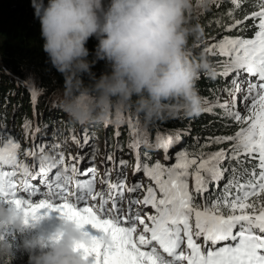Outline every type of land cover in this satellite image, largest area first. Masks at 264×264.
<instances>
[{"label":"trees","instance_id":"obj_1","mask_svg":"<svg viewBox=\"0 0 264 264\" xmlns=\"http://www.w3.org/2000/svg\"><path fill=\"white\" fill-rule=\"evenodd\" d=\"M94 1L100 3L99 9L92 8ZM192 4L178 0L170 12L169 3L163 2L159 8L167 9L138 19L139 15L130 16L110 0H0V149L13 148L17 154L8 162L0 159V177L6 169L17 181L12 184V197L0 195V202L27 194L29 207L69 201L71 206L82 205L77 192L92 182L78 172L77 165L68 164L70 157L79 154L83 168L94 159L93 149L83 151L64 144L68 136H81L89 144L99 132L95 137L102 143L104 160L120 156L129 169L148 168L156 160L143 138L181 139L184 153L192 159L205 158L221 148L224 172L217 194H212L216 196L191 186L182 207H207L216 213L209 207L226 209L225 205L243 199L246 205L233 219L240 228L237 260L246 261L250 251L242 252L240 246L248 236L255 240L252 244L264 236V225L258 227L252 218L255 211L264 209V136L254 132L232 139L241 124L229 114L240 112L245 105L228 103L233 85L223 75L234 56L256 40L259 62L264 63V15L260 10L264 0H209L201 9ZM59 110L76 118L67 119ZM127 117L132 120L126 122ZM43 125H47L45 136L54 129V140L41 147L36 128ZM18 132L23 142L13 147L11 135ZM31 134L41 151L38 160L26 156L32 150ZM52 151L60 170L51 167L49 176L41 174L39 163L51 164ZM94 156L99 160V153ZM65 175L76 177V182L67 176L64 179ZM130 179L126 177L127 182ZM135 180V189L146 186L140 197H156L154 207H161V192L155 191L152 180H145L142 187ZM31 188L43 196L35 197ZM109 202L118 206L111 191L102 207H110ZM244 214L248 215L245 221L241 219ZM0 264L49 263L28 246H0Z\"/></svg>","mask_w":264,"mask_h":264},{"label":"rangeland","instance_id":"obj_2","mask_svg":"<svg viewBox=\"0 0 264 264\" xmlns=\"http://www.w3.org/2000/svg\"><path fill=\"white\" fill-rule=\"evenodd\" d=\"M111 2H116L119 5L122 6L123 12H126L130 14V16L135 17L136 15L139 18H145V16H150L152 12L155 11V13H159L160 11H164L167 9L165 6L160 9L159 5L164 3H169V10L172 12L174 8L176 7L178 0H110ZM189 3L193 6L194 5L201 9V5H204L209 0H188ZM192 1V2H191ZM234 1H242V0H232ZM100 3L97 1H94L92 4V8L99 9ZM111 7H113V4L111 3ZM111 10V9H110ZM172 21L176 23L175 16L172 18ZM155 24L157 26H160V21L156 20ZM123 42V41H122ZM30 91V89H29ZM32 91V90H31ZM31 93V92H30ZM236 93L233 92L230 96V99L236 98ZM81 103L79 102L76 106V110L80 109ZM239 106V104H237ZM249 112L245 116L242 115L240 112H235L230 114L232 119H238V123L241 124V126L238 128L236 133L232 136V139L235 137L243 138L246 137L248 134L259 132V124L261 122H264V104H253L251 108L248 109ZM60 112L64 113L66 115L67 119L76 118V116H72L71 113H68L66 111L59 110ZM258 113V115H256ZM132 119L127 117L126 122L131 121ZM106 121L109 122L107 119ZM112 123L119 124L115 120L112 121ZM95 125V124H94ZM45 127L47 125L38 126L37 132L40 133L41 140H44L45 142L43 144H40L41 147L44 145H52V141L54 140V136L52 135L54 129H51V135L45 136L43 134ZM134 128V126H132ZM240 130V131H239ZM141 132V129H138V133ZM239 132V133H238ZM97 132L96 134H98ZM94 135V137L96 136ZM92 137V140L88 141L89 144H86L82 139L81 136L77 137L76 139H73V137L68 136L64 139V144L71 145L73 148H80V150L87 151L90 147L93 149V160L90 162H85L84 167L83 166V159L78 154V158H71L70 157V163L68 164L70 167L74 163L75 166L77 165L78 172H83L84 176L90 178L92 181V184L95 186V189L98 188V192L101 193L105 190L110 191L108 187V182H114L113 184V190L116 189V191L122 190L121 192L123 194H126L129 197L130 206L129 207H145L140 208V212L144 211V220L149 221L153 220L150 214H148L147 210H151L153 205H156V202L147 201L145 199V195L140 197L142 192H146V186H144L141 189H135L133 179H136L135 182L138 183L139 187L142 186L144 182V178L151 179L153 181V187L156 191L161 192V199L163 203L170 204V208L168 210H165V208L160 207L157 209L159 215H161L165 220L167 219L168 215L169 220L176 221V223L180 222L182 219L180 217H176L175 212L180 210L182 208V205L184 203V196L187 192V190L195 185L198 187H203L205 189L206 186H209V182H211L214 179H219L221 173L224 172V169L221 168V164L223 163L224 159V151L223 149H218L213 151L211 154H209L207 157L202 159H192L188 157L182 147L179 145L178 142L172 141L170 138L167 137H156L154 140H149L148 138H143L142 142L150 148L152 151L156 153V160L152 164V166H148L149 170H145V166H134L132 169L128 167V162H121L120 156H115L112 160L105 161L104 157L100 153V147L102 146V143L100 142V138L98 137ZM17 140L19 142H23L21 140V135L19 133V136L17 137ZM31 142V139H30ZM58 143V140H57ZM35 147V146H34ZM97 147V148H96ZM79 151V149L77 150ZM40 150H38L35 147V158L36 160L39 159L40 156ZM99 153V160L95 159V154ZM160 153H163L161 155ZM178 153V155H177ZM72 154V151L70 152ZM50 157L52 158L51 164H43L44 168L40 169L41 174H47L50 175V168H53V171L60 170V166L56 164L55 161V152H49ZM14 157V156H13ZM12 158V157H11ZM77 159V160H76ZM160 160H163L162 164L160 163ZM96 163L93 165V163ZM191 164H194V167L191 166ZM102 167V169H101ZM63 170V169H62ZM65 174H68V172L62 171ZM180 172H184L185 174L182 176H177ZM131 176L130 181H126V178L124 176ZM71 178V181L74 182L76 177L65 175L63 178ZM44 179V177L42 178ZM124 179V180H121ZM181 181V182H179ZM123 182H127L126 185H123ZM102 187V191L100 189ZM148 188V187H147ZM35 190V189H34ZM41 195V193H37V195ZM79 196L84 200L85 207H100L98 199L95 198L96 194H91L88 192V190H82L79 192ZM126 200H123L125 202ZM18 203H22L23 207L26 206L25 197L23 199H19ZM237 204L235 205H225L227 207H235L234 210H232L229 213V216H232L233 213L241 212L240 208L245 206L246 203L243 199H238L236 201ZM13 206L16 204V202L12 203ZM2 205H4L2 203ZM174 207H179L173 211ZM187 212L183 211L184 215H187L184 217L188 225V229L196 233V236L205 235L206 231H209L210 229L205 228L211 225H215L216 222H211V219L205 214V212H201L198 210H195L192 207H185ZM247 207H244V211ZM90 211V210H89ZM167 211V212H166ZM91 212V211H90ZM170 212V213H169ZM172 212V213H171ZM258 212V211H257ZM256 213V211L254 212ZM253 213V214H254ZM245 215V214H244ZM248 215H245L242 217V219L246 220ZM157 217H154V219ZM213 218H216V220H219L220 218L225 219L227 224H231V220L227 218V216L223 214H217L216 216H213ZM167 222V220H166ZM160 223V222H159ZM157 223L156 229H151L150 227L142 228L141 230H135L138 234L137 237H142L143 235L146 236H157L160 233H162L159 230L160 224ZM184 223V222H183ZM165 224V223H164ZM184 227V228H186ZM261 227V226H258ZM247 231H250L252 227L250 225H247L245 227ZM236 230V228H234ZM186 230L185 232H187ZM202 233V234H201ZM183 236H186L184 233ZM217 238V237H216ZM218 239V238H217ZM199 240V239H198ZM191 242V241H187ZM185 245H189L191 243H187ZM209 243V242H207ZM206 244L202 245V248L205 247ZM209 243L207 246H210ZM225 256V255H224ZM222 256V257H224ZM53 260H59L60 257H53Z\"/></svg>","mask_w":264,"mask_h":264},{"label":"clouds","instance_id":"obj_3","mask_svg":"<svg viewBox=\"0 0 264 264\" xmlns=\"http://www.w3.org/2000/svg\"><path fill=\"white\" fill-rule=\"evenodd\" d=\"M164 208L168 210L170 207ZM177 208L179 207H174L172 212ZM180 210L175 212L174 216L182 219L183 216H187L182 214L183 211L187 212V210L185 207L180 208ZM232 210H234V207L217 209L216 213L205 210V214L208 217L210 214L212 216H216L217 214L227 216ZM130 213L133 214L134 212ZM235 214L237 213H233V216L229 220L233 221L232 218L236 217L234 216ZM160 217L158 215L154 220L157 223L162 222ZM252 218L255 219L254 215H252ZM214 220L216 222L219 221L216 218ZM76 221H78V224H76ZM170 223L174 229H182L180 233L188 230V227L183 223L184 226L173 222V220ZM226 225L228 224L226 223ZM124 226L126 230H141L147 227L153 230L157 228V225L152 220H134ZM235 227L237 226L235 225ZM137 232L127 234L130 238H135V235L138 234ZM221 240H223L221 245L215 243L216 247L214 248V252H218V249L221 247L226 249L232 247L227 245L229 242H226V235H223ZM120 241L126 240L119 231L112 234L107 230L104 233V227L101 224L92 223L88 218V213L81 207L0 206V246L6 249L13 247L21 249L23 246H28L31 249L37 250L39 255L49 264H101L104 260L102 253ZM210 246L213 247L214 245ZM201 251L199 249V253ZM129 253L130 251L121 253L118 255V258L122 259ZM53 257H60V259L58 261L53 260ZM195 258L197 259V256ZM154 259L158 260V255ZM130 264H151V262L150 259L146 261L134 259L130 261Z\"/></svg>","mask_w":264,"mask_h":264},{"label":"bare ground","instance_id":"obj_4","mask_svg":"<svg viewBox=\"0 0 264 264\" xmlns=\"http://www.w3.org/2000/svg\"><path fill=\"white\" fill-rule=\"evenodd\" d=\"M243 79H245V77ZM238 82L241 81L238 80ZM105 123L108 124V121ZM143 145L145 144L143 143ZM203 190H206V192L210 194H217V192H212L213 190L210 189L209 186H206L205 189ZM81 208L86 213H88V218L92 221V223L101 224L106 230H109L112 234L119 231L122 234V237L126 240V241H120L115 245L110 246L108 250L103 252L102 256H104V260L102 261L101 264H130V261L134 259L138 261H146L150 259L151 264H200L199 260H202L205 257L207 258V255L204 252L211 251V246H207L209 243L206 242L205 237L203 235H201L200 237L196 236L195 232L188 229L187 232H184L186 236H183L184 233L179 232L180 228L177 229L172 228V224L170 223L169 220L170 215H168L166 219L167 222L161 215H159V217L161 216L160 219L169 228V231L162 232L157 236L143 235L142 237L139 238L137 237V235H135V238L134 237L130 238L127 233L133 234L135 230L134 229L126 230L124 225H127L128 223L134 220L146 221L144 220L145 217L143 213L144 211L140 212V208H145V207H81ZM150 208L152 209L147 210L148 214L158 213L157 209H159L160 207H150ZM192 208L201 212H205V210L208 209L207 207H192ZM209 209L217 211L218 208L209 207ZM130 212H135L137 216L132 215ZM256 213H254L253 215L256 216ZM152 219H153L152 220L153 223L157 224L156 220H154V217H152ZM242 220L245 221L244 219ZM173 222L176 223V221ZM183 222L185 226L188 225V222L184 218V216H183ZM76 224H78V221H76ZM112 226L114 228H112ZM174 232H179L178 236L173 237L172 235L174 234ZM238 232L239 231H236L234 234L239 236L240 234H238ZM223 235L226 236L228 235L229 237H232L229 231ZM207 237L216 241L215 243L217 244L220 245L222 244V242L219 239H217L216 236L214 235L208 234ZM233 240H235V238ZM187 241H191V242H187ZM186 242L191 244L185 245ZM203 244L206 245L205 247L202 248ZM235 244L239 245L238 243ZM211 245L213 246L214 244L212 243ZM251 246H254V244L251 243ZM260 247H264V243H262ZM198 249H201L202 251L196 254L194 251ZM126 251H130V253L127 254L124 258L119 259L118 255ZM236 251L237 248H234L232 250V247H230L229 252L223 257L224 260L222 264H233V261L238 258V255L234 253ZM173 254L176 255L174 256V259L170 257ZM156 255H158L159 261L154 259ZM196 256L197 259L195 258ZM231 256L232 259L230 258ZM256 259L262 260L264 258L257 255ZM208 264L211 263L209 262Z\"/></svg>","mask_w":264,"mask_h":264},{"label":"water","instance_id":"obj_5","mask_svg":"<svg viewBox=\"0 0 264 264\" xmlns=\"http://www.w3.org/2000/svg\"><path fill=\"white\" fill-rule=\"evenodd\" d=\"M254 218L259 221H264V211L256 213V216H254Z\"/></svg>","mask_w":264,"mask_h":264}]
</instances>
